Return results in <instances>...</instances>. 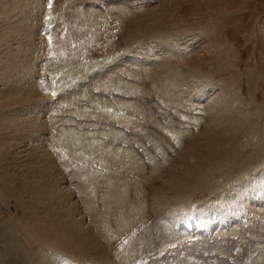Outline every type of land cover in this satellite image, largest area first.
Listing matches in <instances>:
<instances>
[{
	"label": "rangeland",
	"instance_id": "obj_1",
	"mask_svg": "<svg viewBox=\"0 0 264 264\" xmlns=\"http://www.w3.org/2000/svg\"><path fill=\"white\" fill-rule=\"evenodd\" d=\"M62 1L38 0L37 6L44 5L47 9L34 18L46 19L45 12L50 6L58 17L54 28L62 35L66 27L60 22L63 19L67 23L68 16L59 10L61 6L72 15L75 27L86 20L94 26L93 20L98 18L97 27L73 43L85 49L72 56L78 61H73L78 72L73 77L68 74L63 77L67 84L60 87L55 98L49 99L40 121L48 126L47 121L50 123L56 117L54 126L59 121L61 127L87 132L89 140L99 148L97 157L104 147L128 148L132 158L118 160L116 165L121 169L118 167L117 173L122 168L129 172L139 168L134 176L127 173V183L121 181L108 189L129 186V196L137 202L146 221L128 234L119 228L120 232L112 235L115 244L109 248L122 250L124 241L133 234L131 240L136 242L138 250L135 252L138 259L133 264H174L176 258L180 264H186L184 259L188 255L197 264H256L257 257L259 264H264V130H255V125L247 129L245 122H238L244 137L236 146L243 150L244 160H235L238 154L229 158L226 154L215 156L211 161L214 164L209 163L203 176L193 175L190 182L174 191L180 192L177 197L161 192L160 187L177 173L188 176L183 164L196 162L194 155L189 157V147L196 142L205 148L203 135L208 126L217 124L218 119L229 122L221 118L222 111L243 110L244 103L250 102L247 82L251 70L257 71L259 79L255 82L257 106H252L250 111L256 113L260 105L264 108V0H69L67 5L73 7L72 11ZM41 30L42 35L49 32ZM66 32L63 36L69 29ZM36 33L29 42L36 39ZM69 43L59 42L60 60L57 57L52 62L39 60L44 66L39 64L38 72L40 67L49 72L53 65L65 68L69 64L65 54L72 48ZM165 62L193 76L185 82L176 79L173 82L169 76L170 80L163 82L160 75L164 74L161 66ZM114 79L120 80L123 90L102 88ZM129 88L132 92H128ZM114 100L128 104L122 114H128L130 118L127 115L124 119H132L136 124L116 123L117 116L112 114V108L116 107ZM70 101H75L77 109L73 104L67 105ZM102 102L106 108L101 106ZM82 107L89 110L87 115L79 112ZM43 130L42 136L50 142L47 129ZM114 131L120 138L113 141L110 134ZM4 141L0 143V221L10 216L14 230L20 234L18 225L30 227L26 209L17 199L20 194L14 188V180L5 173L7 157L17 156L12 148L13 140ZM134 144L137 151L133 150ZM22 149L17 148V152ZM44 149H40L39 155H43ZM85 155L80 152L74 161L80 164ZM67 177L70 179V174ZM69 179L63 180L67 191L73 190ZM107 187L106 182L104 189ZM102 207V202L97 203L98 210ZM162 208L164 212H160ZM82 209L83 213L84 205ZM167 232L172 234L170 239ZM184 234L195 238L188 241L183 239ZM30 236L32 231L22 230V237ZM254 244L262 249L255 253ZM58 255L56 264L70 262L66 255ZM94 256L95 260L83 263L79 258L76 263L104 264L101 254Z\"/></svg>",
	"mask_w": 264,
	"mask_h": 264
},
{
	"label": "bare ground",
	"instance_id": "obj_2",
	"mask_svg": "<svg viewBox=\"0 0 264 264\" xmlns=\"http://www.w3.org/2000/svg\"><path fill=\"white\" fill-rule=\"evenodd\" d=\"M37 1L0 0V49L3 50L0 52V66L2 67V70L0 69V103H2L3 112L6 109V113L3 114L2 111L0 113L2 114L0 115L2 121L0 122V143L4 140L7 141L8 138L13 140L12 148L17 156L11 155L7 157L8 165H5V173L10 179L14 180V188L20 194L17 199L26 209L25 217L28 220L27 225L30 227L28 229L18 225L20 234H17L10 222V216L6 221H0V262L2 264H56L59 261L58 253H62L69 259L70 262L68 264H78L76 260H80L79 258L82 259L83 263H86L89 259L95 260L94 255L99 254L103 256L102 263L104 264H110V261L111 264H117V262L133 264L138 259V256L135 255V252H138L137 244L134 240H131L133 234L129 235V240L124 241L123 249L119 251L109 248L116 241L112 235H117L120 232L119 228L124 234L131 233L139 224L141 225L143 221H146V218L140 215L139 207L136 206L137 202L129 196V186H119V188L116 187L112 190L108 189L121 181L127 183V173L130 175L132 172V176H134L135 172L138 171L139 168L134 171L131 170V172L127 168H122L123 170L117 173V168L119 167L120 170L121 167L116 165V162L126 158L130 160L132 152L128 151V148L121 150L119 147L103 146L105 150L101 149L100 155L97 157L96 149L99 148L96 142L89 140L87 132L80 133L72 127H63L64 125L61 127L59 126L61 125L59 121L54 126L57 123L56 117L50 119L49 122L51 124L47 121L48 126L40 121L41 112L44 111L43 108L49 99L55 98L60 87H63V84H67L63 82V77L66 74L73 77L75 72H78L77 65L73 64V61L76 63L78 61L75 60L76 58L73 60L72 56L74 52L78 53L85 49H80V45L73 43L78 38L85 36L88 31L96 29L98 18L93 20L94 26L86 20L80 27H75L74 22L71 21L72 15L68 14L64 7L59 6V10L68 16L67 23L63 19L60 22L66 27L63 34L67 33L66 31L69 29L67 35H59L54 28L58 17L50 6L48 7V12H45L47 18L43 17L45 22H43L42 18L41 21L34 18L39 16L46 7L44 5L37 6ZM62 2L64 6L68 4L69 0H63ZM67 6L71 7L70 11H72L73 7ZM3 10H6V12L4 13ZM41 29H48L49 32L46 31L42 35ZM34 31H38L35 35L36 37H34V39L38 40L35 39L29 42ZM49 36H52V38ZM59 42H70L69 44L72 46L65 54V56L69 57V64L65 68L53 65L49 72L42 71L41 67L44 64L39 60L52 62L54 61L52 59H56V57L60 60L57 55ZM79 56L81 57L82 55ZM39 64H41L40 72H38ZM161 68L163 69L162 72H164V74L160 75L162 76L161 78H164L163 82L168 81L169 76L173 82V79L185 82L191 75H187L170 62H165ZM258 79L257 71L251 70L247 82L250 87V102L244 103L243 110L238 109L235 111V109L229 108L225 112L222 111L221 118L229 122L222 123L218 119L217 124L208 126L209 128L205 126V128H208L206 135H203L205 148H201V144L193 143L189 147V157L194 158L192 156L194 155L196 162L192 165L190 164L191 162L183 164L188 176L185 177L183 173H177L174 177L167 179L166 182L163 181L160 186L161 192L163 191L171 197H177L180 192L174 191L181 185H186V183L190 182L193 175L199 174L198 176H203V172L207 169L209 163L214 164L211 161L215 156L226 154L229 158L238 154L235 160H244L243 150L241 147L236 146L237 142L242 141V137H244V131L239 127L238 122H245V126H248L247 129H251V126L255 125V130H264V124H262L264 121V108L260 105L257 107L256 113L250 111L252 106H257L255 82ZM120 84L119 79H114L112 84L104 83L102 88L113 90L114 87V90H123ZM130 91L132 92L129 88L128 92ZM239 94H241V91ZM70 102L67 105L73 104V106L75 105L74 109H77V105L74 104L75 101ZM104 103L102 102L101 106L105 107ZM242 103L243 100L241 101ZM115 104L116 107L112 108V114L117 116L116 123L129 124L131 122L136 124L134 120L128 119L130 117L127 113L128 116L125 114L123 116L122 114L126 111L128 104L120 102V100L115 101ZM109 106L112 105L109 104ZM7 107H10V109L7 110ZM80 110L79 112L83 114L85 112L86 115L89 113V110ZM78 114L80 115V113ZM255 114L257 115L255 116ZM126 116L128 118L124 119ZM110 118L108 119L111 120ZM43 129H47L52 141L50 140L49 142L47 138L42 136V134H45ZM116 133L114 131L110 134L113 135V141L120 138V135ZM38 137L41 138L38 140ZM36 140L39 142L37 146H34V141L36 142ZM134 146L133 150L137 151L138 148L136 149L135 144ZM22 147L27 148L22 149ZM17 148L22 150L17 152ZM41 148H45L41 150L44 152L43 155L38 153ZM80 152L86 153V155L78 164L74 160ZM221 166L223 164L217 165L216 168ZM69 174L70 179L67 177ZM67 179L71 180V188L73 190L69 189L67 191L65 189L64 181L68 182ZM106 182L108 187L104 189V183ZM98 193L102 194L101 197L98 196ZM101 202L103 207L98 210L97 203ZM83 205L84 212L82 213ZM164 209L162 208L160 212H164ZM75 215L82 216L77 218ZM86 221L87 225L84 226ZM22 230L32 231V236L22 237ZM166 236L170 239L172 234L169 232ZM193 237L192 235L184 234L183 239L192 241L195 238ZM200 237L202 236L197 235V238ZM35 242L38 245H35ZM172 242L171 244L174 243ZM259 246L258 244L253 246L255 253L262 249ZM254 252L252 253L255 254ZM134 256H137V258ZM258 258L255 260L256 264L260 262ZM176 259L174 264H180ZM184 260H187L186 264H197L191 258L189 259V255ZM252 264L255 263L252 262Z\"/></svg>",
	"mask_w": 264,
	"mask_h": 264
}]
</instances>
